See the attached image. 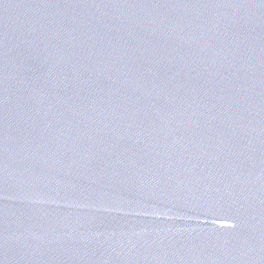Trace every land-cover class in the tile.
I'll list each match as a JSON object with an SVG mask.
<instances>
[{
	"label": "water",
	"instance_id": "95a60500",
	"mask_svg": "<svg viewBox=\"0 0 264 264\" xmlns=\"http://www.w3.org/2000/svg\"><path fill=\"white\" fill-rule=\"evenodd\" d=\"M0 264H264V0H0Z\"/></svg>",
	"mask_w": 264,
	"mask_h": 264
}]
</instances>
